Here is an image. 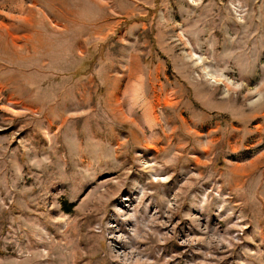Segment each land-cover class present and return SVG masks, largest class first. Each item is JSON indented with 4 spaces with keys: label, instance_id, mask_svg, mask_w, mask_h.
<instances>
[{
    "label": "rangeland",
    "instance_id": "obj_1",
    "mask_svg": "<svg viewBox=\"0 0 264 264\" xmlns=\"http://www.w3.org/2000/svg\"><path fill=\"white\" fill-rule=\"evenodd\" d=\"M0 264H264V0H0Z\"/></svg>",
    "mask_w": 264,
    "mask_h": 264
}]
</instances>
